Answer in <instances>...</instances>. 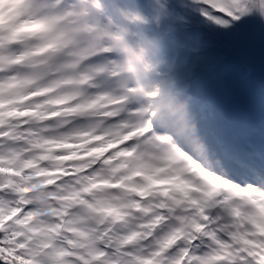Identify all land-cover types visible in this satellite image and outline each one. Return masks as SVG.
<instances>
[{
  "label": "snow or ice",
  "instance_id": "obj_1",
  "mask_svg": "<svg viewBox=\"0 0 264 264\" xmlns=\"http://www.w3.org/2000/svg\"><path fill=\"white\" fill-rule=\"evenodd\" d=\"M15 3L16 16L0 19V264H38L40 251L49 247H33L32 235L22 230L35 215L22 199L26 166L35 161L22 153L43 155L55 147L61 149L56 156H66L90 137L103 139L83 127L56 124L104 102L108 86L102 76L90 81L86 105L57 94L55 84L38 83V61L57 50L50 36L57 21L69 16L80 32L90 31L99 17L155 48L151 59L158 74L145 85L158 89L152 92L157 99L133 105L131 131L161 146L166 163L199 172L230 191L260 194L252 204L264 211V0H97L94 8L88 0ZM89 50L85 47L83 55ZM111 59L107 51L86 59L85 76L88 66L103 71ZM105 115L114 112L105 109ZM91 147L93 153H104L101 162L111 163V152ZM16 158L25 167L14 165ZM166 171L161 165L142 173L145 183L131 189L134 207L150 214L147 229L157 228L155 235L164 237L153 250L159 264H264V218L246 213L227 193L211 206L198 199L172 205L169 186L176 178ZM89 180L91 188L125 186L123 181ZM108 211L117 219L123 215L116 207Z\"/></svg>",
  "mask_w": 264,
  "mask_h": 264
},
{
  "label": "clouds",
  "instance_id": "obj_2",
  "mask_svg": "<svg viewBox=\"0 0 264 264\" xmlns=\"http://www.w3.org/2000/svg\"><path fill=\"white\" fill-rule=\"evenodd\" d=\"M88 2L94 8L97 0ZM16 12L15 0H0V19L7 21L15 17ZM84 20L80 18L81 22ZM77 29L78 24L71 16L57 21L50 36L57 50L38 61V83L55 84L57 94L70 97L78 105H86L91 100L90 81L102 76L108 86L104 102L65 116L56 124L59 128H68L70 124L83 127L91 133H99L103 139L97 141L90 137L76 147L75 153L69 152L66 156H56L61 149L55 147L43 155L35 150L22 153L35 161L26 166L30 171L24 180L27 188L22 197L26 201L23 207L30 208L35 215L22 230L32 235L33 247L49 245L40 251L36 258L38 264H159L153 250L164 237L155 235L157 228L147 229L150 214L134 207L136 193L131 189L145 183L142 173L161 165L167 169L164 174L176 178L169 186L170 204L198 199L211 206L227 193L230 201L246 213L264 218V211L252 204L253 200L262 198L260 194L239 189L230 191L199 172L186 171L178 163H166L161 146L131 131L135 125L133 105L139 108L157 99L152 92L158 89L145 85L147 79L158 74L151 59L156 49L137 42L129 29L116 31L114 24H106L99 17L90 24V31ZM85 47L90 50L83 55ZM105 51L112 54V59L104 64L103 71L88 66L86 77L85 60ZM113 97L118 100L115 105ZM105 109H112L114 115H105ZM74 121L80 123L74 124ZM93 144L112 153L111 163L101 162L104 153H93ZM13 164L25 167L20 158ZM90 176L96 181H123L125 186L113 190L101 183L91 188ZM86 187L91 190L85 191ZM157 195L153 193L154 197ZM113 207L119 208L121 218L117 219L108 211ZM33 228L38 232L33 233ZM101 248L103 255H98Z\"/></svg>",
  "mask_w": 264,
  "mask_h": 264
}]
</instances>
